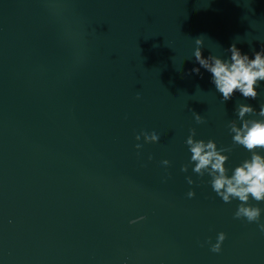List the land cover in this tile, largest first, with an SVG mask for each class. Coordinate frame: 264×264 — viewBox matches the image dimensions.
<instances>
[{"label": "water", "instance_id": "1", "mask_svg": "<svg viewBox=\"0 0 264 264\" xmlns=\"http://www.w3.org/2000/svg\"><path fill=\"white\" fill-rule=\"evenodd\" d=\"M198 38L204 58L233 43L254 58L264 0H0V264H264V232L192 171L185 143L195 128L229 149L231 175L251 153L228 125L240 103L259 112L264 81L222 103L191 72Z\"/></svg>", "mask_w": 264, "mask_h": 264}, {"label": "clouds", "instance_id": "2", "mask_svg": "<svg viewBox=\"0 0 264 264\" xmlns=\"http://www.w3.org/2000/svg\"><path fill=\"white\" fill-rule=\"evenodd\" d=\"M195 43L197 47L193 56L200 67L193 68L191 72L199 74L201 68L208 71L211 74V82L222 94V103L232 99L237 92L245 99H257L259 95L257 88L260 82L264 81V49L254 52V58L250 59L233 43L228 48V52L231 53L230 58L223 59L216 55L204 58L201 51L202 40L198 38ZM139 98L137 94V99ZM235 111L241 123L238 126L233 120L228 125L233 143L243 146L251 153V157L236 166L229 175V169L225 166L229 157L223 154L229 149H218L216 142L212 139L207 141L195 139L196 129L193 128L190 129V134L185 141L191 153L189 164H194L192 171L200 177L206 173L211 177L212 190L224 203L239 201L234 213L235 219H246L248 223H256L258 229L264 232V223L260 222L261 212L264 210L249 203L250 200L264 202V155L260 154V151L264 150V104L260 105L258 113L253 106L245 103L238 104ZM193 115L197 124L205 122L200 114L193 112ZM250 115H258L261 118H245ZM141 136L145 143H157L160 140V136L155 131L141 132L135 139L139 141ZM135 147L139 150L142 145L137 143ZM151 159L150 156L149 160ZM169 163L168 160L161 162L165 167ZM189 164L183 165L181 171L188 172ZM186 180L189 185L195 183L191 176H187ZM195 195L194 190L187 192L188 198H193ZM143 219L144 217L138 218V220ZM136 222L137 220H133L130 223ZM226 238V233L220 232L214 244L210 240L207 241L211 245L210 250L220 253Z\"/></svg>", "mask_w": 264, "mask_h": 264}]
</instances>
